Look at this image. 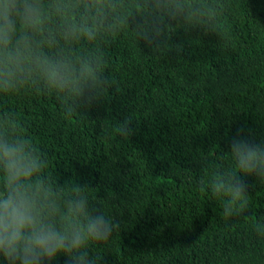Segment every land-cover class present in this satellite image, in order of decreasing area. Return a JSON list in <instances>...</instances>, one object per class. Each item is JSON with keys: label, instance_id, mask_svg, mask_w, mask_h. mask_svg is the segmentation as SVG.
Listing matches in <instances>:
<instances>
[{"label": "trees", "instance_id": "obj_1", "mask_svg": "<svg viewBox=\"0 0 264 264\" xmlns=\"http://www.w3.org/2000/svg\"><path fill=\"white\" fill-rule=\"evenodd\" d=\"M225 2L219 36L178 30L165 57L142 43L141 51L127 30L114 33L104 50L113 86L88 118L65 116L50 95L8 101L44 151L46 171L60 184H86L120 221L109 241L93 244L100 264H220L248 246L246 225L264 217V182L255 177L244 178L248 208L233 222L206 190L237 129L264 133V0H248L251 17L247 0ZM123 118L134 126L129 138L116 127Z\"/></svg>", "mask_w": 264, "mask_h": 264}, {"label": "clouds", "instance_id": "obj_2", "mask_svg": "<svg viewBox=\"0 0 264 264\" xmlns=\"http://www.w3.org/2000/svg\"><path fill=\"white\" fill-rule=\"evenodd\" d=\"M230 8L225 0H0V264H55L61 256L65 264H100L93 244L121 227L86 184H60L46 171L44 151L8 101L50 95L65 116L88 118L113 86L104 50L114 33L127 30L137 47L165 57L178 30L219 36ZM246 12L251 17L248 0ZM257 99L264 107V95ZM116 127L125 138L134 131L129 118ZM217 156L206 190L233 222L248 208L244 178L264 182V133L237 129ZM246 229L248 246L230 249L220 264H264V217Z\"/></svg>", "mask_w": 264, "mask_h": 264}]
</instances>
